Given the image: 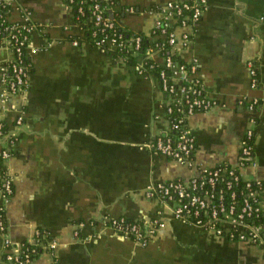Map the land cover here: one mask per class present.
<instances>
[{"label": "crops", "instance_id": "obj_1", "mask_svg": "<svg viewBox=\"0 0 264 264\" xmlns=\"http://www.w3.org/2000/svg\"><path fill=\"white\" fill-rule=\"evenodd\" d=\"M168 1L191 0H113L109 12L127 31L148 34L154 24L150 10ZM23 8L37 25L31 41L38 51L27 52V91L0 106L17 139L6 162L0 140V163L14 185L5 211L7 236L34 243L42 231L54 246L32 264H264V243L214 236L176 219L169 202L145 195L156 182L226 163L264 185V0H209L194 27L177 30L194 33L184 57L197 59L198 76L220 103L188 119L196 138L192 166L149 146L167 124L166 94L155 76L138 74L135 66L94 45L89 21L68 0H12L10 19L21 20ZM12 56L0 42V66ZM243 97L257 98L260 106L249 111L239 103ZM20 114L23 125L17 127ZM249 126L255 131L253 157L241 165ZM261 201L264 210V188ZM121 216L163 225L143 246L104 228V219ZM4 240L0 232V264H7Z\"/></svg>", "mask_w": 264, "mask_h": 264}, {"label": "built area", "instance_id": "obj_2", "mask_svg": "<svg viewBox=\"0 0 264 264\" xmlns=\"http://www.w3.org/2000/svg\"><path fill=\"white\" fill-rule=\"evenodd\" d=\"M71 8H77L79 17L90 13L94 18L91 31L94 45L105 52L117 50L137 55L142 48V36H125L119 30L120 22L109 14L113 0H68ZM209 7V0L168 1L163 6L152 8L154 24L146 35L150 46L142 52L143 56L135 66L138 74L145 77L155 76L159 87L166 94L163 102L166 127L149 146L156 154L164 155L192 166L195 163L196 138L188 125V119L197 112H206L220 105L198 76V61L186 60L184 52L190 49L193 34L178 28L194 27ZM133 10V8H131ZM12 11V0H0V42L13 52V56L0 66V106L23 95L30 81L28 50L35 53L38 47L33 45L31 34L37 27L32 21V12L28 8L21 10V20L8 19ZM109 12V13H108ZM264 22V15L261 17ZM166 37V41H157V34ZM159 38V37H158ZM167 43V44H166ZM78 45V41H73ZM52 42H47L51 46ZM168 48L169 54L163 50ZM124 60L123 57H120ZM125 61V60H124ZM126 62V61H125ZM159 62L163 67L156 71ZM252 88L257 87V70L254 62H248ZM240 104H246L249 111H256L259 100L243 97ZM175 113H177L175 115ZM23 116L16 119V126L23 125ZM253 124V121H250ZM4 118L0 116V140H4L1 151L3 162L10 159L16 145V133L4 129ZM255 131L249 126L241 145V165L253 157ZM3 167V166H2ZM236 165L220 164L202 168L187 178L159 181L145 188L149 199H160L173 206L176 219L184 223H195L208 233L236 240L241 243L258 245L264 243V210L261 194L264 185L259 180L245 178ZM244 186L242 187V185ZM14 194L13 177L3 167L0 170V232L5 237L7 264H32L30 253L36 249H22V244L7 236L6 205ZM241 200L238 201V196ZM240 198V197H239ZM263 218V220H261ZM162 222L143 224L139 221L117 217L103 221L104 228L112 230L122 238H129L139 245H147L154 237ZM40 234L38 232L37 236ZM42 245L53 249V245Z\"/></svg>", "mask_w": 264, "mask_h": 264}, {"label": "trees", "instance_id": "obj_3", "mask_svg": "<svg viewBox=\"0 0 264 264\" xmlns=\"http://www.w3.org/2000/svg\"><path fill=\"white\" fill-rule=\"evenodd\" d=\"M74 10H75V12L77 13V8H73ZM109 13V12H108ZM11 14V13H10ZM110 14V13H109ZM77 15H78V13H77ZM79 16V15H78ZM81 17V16H80ZM114 18H116L115 16H113ZM8 19L9 20H11L10 19V16L8 17ZM83 22L84 21H89L88 23L90 24V28H89V35H90V37H91V31H92V28H93V24H94V18L92 17V15L90 14V13H87L85 16H83V17H81L80 18ZM117 19V18H116ZM118 20V19H117ZM12 21V20H11ZM83 26H84V24H83ZM119 30L120 31H122L123 33H124V35L125 36H127V37H131V36H135V35H140V36H142V43H141V45H142V48H141V50L139 51V53L137 54V55H133L132 54V52H126L125 50L124 51H121V50H117L116 52L115 51H113V52H111V53H114L117 57H123L124 58V60L130 65V66H136L137 64H138V61L140 60V58L143 56V54H142V52H144L149 46H150V44H151V41H150V39L146 36V35H144L142 32L141 33H139V32H136V33H134V32H130V31H127L126 29H124L121 25H120V27H119ZM156 36H158L157 37V41H159L160 43H163V42H165L166 41V37L165 36H161V34L159 33V34H157ZM92 38V37H91ZM78 41V40H77ZM167 44V43H166ZM163 54L164 55H168L169 54V50H168V48H166V49H164L163 50ZM163 67V65L162 64H160L159 62H157V64H156V71H158V70H160L161 68ZM177 113H175V115H176ZM4 122H5V120H4ZM4 129L6 130V131H10V128H9V126H8V124L5 122V126H4ZM2 163H0V170L1 171H3V167H2V165H1ZM244 186V184L242 185V187ZM240 197V198H239ZM241 200V195H239L238 196V201H240ZM128 220H130V219H128ZM261 220H263V218L261 219ZM48 236H45V234L42 232V231H40V234L37 236V241L39 242V243H43V244H47L48 245ZM21 244H22V249H33V248H35L36 249V252H31L30 253V256H31V258L32 259H35L39 254H41L45 249H47V247H44V246H42L41 244L39 245H35V244H32V243H30V242H28V240H24L23 242H21Z\"/></svg>", "mask_w": 264, "mask_h": 264}]
</instances>
